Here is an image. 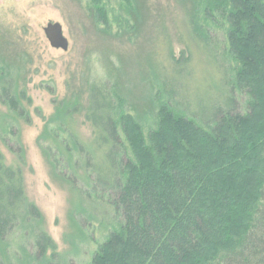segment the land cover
<instances>
[{"label":"trees","instance_id":"obj_1","mask_svg":"<svg viewBox=\"0 0 264 264\" xmlns=\"http://www.w3.org/2000/svg\"><path fill=\"white\" fill-rule=\"evenodd\" d=\"M91 1L110 27L102 0ZM191 2L188 19L211 55L219 98L193 106L178 82L192 51L169 50L156 75L155 127L144 130L115 83L95 81L83 113L90 140L69 132L71 143L60 142L69 173L53 160L77 192L75 219L89 215L109 229L91 264H264V0ZM17 78L0 60V104L23 115L30 99ZM22 163L19 151L6 165L0 149V264H74L35 226L42 214L26 196Z\"/></svg>","mask_w":264,"mask_h":264},{"label":"rangeland","instance_id":"obj_2","mask_svg":"<svg viewBox=\"0 0 264 264\" xmlns=\"http://www.w3.org/2000/svg\"><path fill=\"white\" fill-rule=\"evenodd\" d=\"M102 5L108 28L95 19L91 0H0V60L14 66L18 90L30 99L21 101L23 115L0 104L5 139L0 149L6 165L17 164L20 151L26 196L42 214L35 226L51 236L62 259L74 264H91L109 230L85 213L89 220L75 219L77 192L53 161L56 157L60 171L69 173L60 142L71 143L69 132L83 142L91 138L83 114L89 84L115 83L148 132L162 102L159 66L169 50L178 55L187 46L193 58L188 76L178 77L183 96L193 106H208L220 95L211 55L193 36L191 0H102ZM48 22L62 25L67 50L49 44L43 30ZM63 114L65 126L59 127ZM10 244L9 250L17 247L15 236Z\"/></svg>","mask_w":264,"mask_h":264},{"label":"water","instance_id":"obj_3","mask_svg":"<svg viewBox=\"0 0 264 264\" xmlns=\"http://www.w3.org/2000/svg\"><path fill=\"white\" fill-rule=\"evenodd\" d=\"M43 30L52 47L67 50L68 41L63 35L62 25L59 22H48L46 26L43 27Z\"/></svg>","mask_w":264,"mask_h":264}]
</instances>
